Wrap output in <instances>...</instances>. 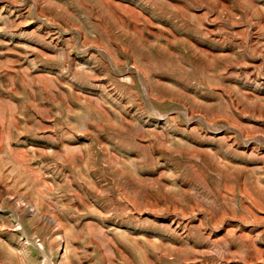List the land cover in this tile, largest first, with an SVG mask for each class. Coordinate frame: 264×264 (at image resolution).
<instances>
[{
	"label": "rangeland",
	"instance_id": "374dc122",
	"mask_svg": "<svg viewBox=\"0 0 264 264\" xmlns=\"http://www.w3.org/2000/svg\"><path fill=\"white\" fill-rule=\"evenodd\" d=\"M0 264H264V0H0Z\"/></svg>",
	"mask_w": 264,
	"mask_h": 264
}]
</instances>
